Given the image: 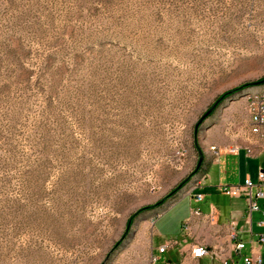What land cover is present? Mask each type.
<instances>
[{
    "label": "rangeland",
    "instance_id": "374dc122",
    "mask_svg": "<svg viewBox=\"0 0 264 264\" xmlns=\"http://www.w3.org/2000/svg\"><path fill=\"white\" fill-rule=\"evenodd\" d=\"M260 88L264 0H0V264H134Z\"/></svg>",
    "mask_w": 264,
    "mask_h": 264
},
{
    "label": "crops",
    "instance_id": "0c3cea01",
    "mask_svg": "<svg viewBox=\"0 0 264 264\" xmlns=\"http://www.w3.org/2000/svg\"><path fill=\"white\" fill-rule=\"evenodd\" d=\"M248 122L246 112H237L230 135L219 136L217 141L202 147L204 160L200 169L203 171L195 174V186L180 191L154 216L151 224L146 220L140 226L139 237L132 250L134 264H246L245 258L252 260L249 264H258L257 260L264 264V247L256 244L258 235H264V183L261 185L263 198L257 201L259 211L254 212L250 219L246 217L243 196L228 198L219 190L221 186L241 184L245 179L256 183L258 171L264 173V150L261 149L264 143L250 135ZM211 147L217 150V155ZM234 147L238 150L230 153L229 149ZM246 148L254 154L247 155ZM228 170L236 172L235 180H227ZM194 194H201L203 201L196 204ZM196 207L201 212L199 217L191 214ZM184 222L188 225L186 231L182 229ZM168 242L171 244L167 245ZM234 242L244 244L239 254L233 251ZM195 245L204 246L208 253L193 259L190 251ZM163 246L164 250L159 252Z\"/></svg>",
    "mask_w": 264,
    "mask_h": 264
},
{
    "label": "built area",
    "instance_id": "2783aa9c",
    "mask_svg": "<svg viewBox=\"0 0 264 264\" xmlns=\"http://www.w3.org/2000/svg\"><path fill=\"white\" fill-rule=\"evenodd\" d=\"M249 122H248V131L251 136L256 137L259 141L264 143V95L263 98H255L247 100ZM261 149L264 150V144ZM238 149L236 147L229 149L230 153H236ZM216 152V151H215ZM245 152L247 155H253L254 153L250 148H246ZM217 155V153H216ZM264 183V173L258 171L257 173V182L253 183L249 179H245L241 184L237 185H228L221 186L219 190L222 194L228 198H239L244 197L246 201V217L251 218V215L254 212L259 211V206L257 201L263 198V193L261 191V185ZM191 195V194H190ZM193 200L196 204H199L203 201V196L201 194H194ZM213 214V210L211 211ZM191 214L193 216H201L200 210L196 207L192 209ZM260 225H263V222H260ZM182 229L184 231L188 230L187 222L182 224ZM232 238L234 236L232 235ZM171 242H168L167 245H170ZM256 244L264 247V235H258ZM165 246L158 249L159 252L164 250ZM244 249V244L242 242H234L233 251L235 253H240ZM208 253L207 249L202 245H195L190 251V256L193 259H199ZM252 260L245 258L244 262L249 264ZM258 264L259 260L256 261Z\"/></svg>",
    "mask_w": 264,
    "mask_h": 264
},
{
    "label": "trees",
    "instance_id": "16d2710c",
    "mask_svg": "<svg viewBox=\"0 0 264 264\" xmlns=\"http://www.w3.org/2000/svg\"><path fill=\"white\" fill-rule=\"evenodd\" d=\"M256 84H257V85H260V84H261V81L258 82V83H256ZM197 152H198V150H197ZM202 163H203L202 155H201L200 152H198V162H197V165L195 166L193 172L191 173L190 177L193 176V175H195L198 171L202 173L203 170L200 169L201 166H202ZM190 177H189V178H190ZM187 181H188V179L185 180V181H184L182 184H180L178 187H176V188L174 189V191L171 192V193H170L165 199L159 201L158 203H156L155 205H153V206H151V207L145 208L144 210H151V209L157 208V207H159L160 205H162V203H164L166 199L173 197V196L179 191V189L185 184V182H187Z\"/></svg>",
    "mask_w": 264,
    "mask_h": 264
},
{
    "label": "bare ground",
    "instance_id": "6f19581e",
    "mask_svg": "<svg viewBox=\"0 0 264 264\" xmlns=\"http://www.w3.org/2000/svg\"><path fill=\"white\" fill-rule=\"evenodd\" d=\"M264 95V88L261 89L259 92L253 93L248 96L247 100L255 99V98H263ZM192 194V192L190 193Z\"/></svg>",
    "mask_w": 264,
    "mask_h": 264
}]
</instances>
